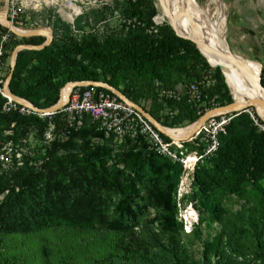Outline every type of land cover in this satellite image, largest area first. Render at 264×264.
Wrapping results in <instances>:
<instances>
[{
  "label": "rangeland",
  "instance_id": "374dc122",
  "mask_svg": "<svg viewBox=\"0 0 264 264\" xmlns=\"http://www.w3.org/2000/svg\"><path fill=\"white\" fill-rule=\"evenodd\" d=\"M194 1L195 4L188 5L187 0H182L181 12L186 18L187 26L200 34L199 36H204L207 18L210 22L214 21L216 11L214 22L219 25L228 50L245 58V61L260 64V79L264 87V65H262L264 48L248 39L246 41L242 30L228 22L229 14H231L228 0H220L221 5L218 3L217 6L212 0ZM152 5V9L142 11L141 19L138 21L120 14V10L125 8L120 0H0V18L5 21V23L0 22V35L13 36L10 37L6 58L0 65V77L12 74L14 66L10 67V57L14 49L18 48L17 52L26 50L21 49L22 46H36L47 38L46 35H40L27 40L29 37L17 36L8 29L10 28L16 32L45 30L51 36L50 44L53 43V46L48 49L46 55L56 61V76L67 71L82 77L83 72L89 71L98 79H109L105 70L98 67L96 62L99 53L108 52L119 60L118 64L121 67L125 68L122 69L123 78L118 79L115 84L124 93L132 91L134 94H143L149 91L151 79L138 77L126 70L138 63V59H141L144 65L159 67V79L166 84L176 81L192 82L196 79L206 84L218 71L224 78L221 69L210 62L208 64L194 43L176 35L178 33L171 25L169 16L163 13L162 0H152ZM70 6L77 9V14L73 16L72 21L66 19V15L70 13ZM63 29L67 30L66 38L60 35ZM19 41H29L34 45L18 44ZM192 47L197 51V56L192 54ZM254 47L257 50L256 53H254ZM33 72V66H28L19 69L15 75L19 79L29 80L30 77L27 76H31ZM34 73L39 74L36 71ZM43 75H48V72L44 70ZM54 81L53 79L52 83ZM17 86L22 87V82L17 81ZM226 89L228 101L220 99L224 105L232 101L240 106L248 103V98H236L230 92L228 85ZM29 91L32 92V90ZM29 100L35 104L41 103V100L33 96H30ZM241 113L246 115L253 131L240 130V127H244L246 119H234L238 113L232 112L227 115L232 120L224 137L235 128L240 132L234 136L233 152L234 158L241 161L238 168L242 177L241 186L246 188L252 186L255 190H247L240 194L208 191L204 193L200 192L193 183L197 175V182L206 184L205 181L212 180L211 177L219 168L228 165L227 156L224 155L226 138L222 139L221 148L216 153L215 151L209 154L205 152L200 156L197 165L191 169H185L177 159L181 155L197 156V147L205 148L207 143L204 133H199L189 143L184 142L174 146L177 157L175 160L169 159L168 162L174 174L178 171L173 199L175 218L180 225V230L175 237L184 246L192 264H214L216 246L218 253L223 252L221 256L224 264H228V247L230 246L225 238L219 240L221 228L228 234L232 233L239 237V234L234 232L239 226V218L252 207L256 197L264 200V121L258 116L254 107H249ZM154 115L156 116L157 113ZM48 122L49 119L45 117L36 124L32 121L17 122L15 125L8 124L4 129L7 130L6 133L12 135L9 137L11 142L19 144L17 156L20 158L11 159L6 165L0 164V175L10 179L9 185H14V187L7 186L5 189L0 187V204L6 197L14 196L17 190H21L20 186H23L24 194L36 192L40 187L42 181L39 174L44 172V165L47 162L41 157V149L45 131L49 129ZM193 122L178 126L185 128ZM55 124L57 126V122ZM86 141L92 145L99 142L94 137L78 136L63 142L62 145L54 146L52 142L47 152L50 151L57 156L80 155L86 151ZM1 143L3 142L0 136ZM110 146L112 154L119 152L115 142H111ZM78 167L79 165L68 164L65 172L59 171V174L64 176L65 180H68L72 174L82 179L84 174ZM251 170L254 171L253 177L249 175ZM28 173L30 175L26 176ZM129 178V171H125L123 179ZM92 193L94 194L95 191ZM117 197V191L114 189L108 203L109 211H111V202ZM211 202L222 211L220 219L223 227L209 221ZM155 214L154 209H147L134 230L138 238L146 243L147 259L152 264H167V254L153 239L154 233H158V227L153 218ZM3 220L4 224H0V264H110L109 261L119 259L118 235L101 226L80 230L53 225L25 234L12 231L7 227L8 218ZM230 257H233V254H230ZM121 263L138 264L136 261L131 263L126 260Z\"/></svg>",
  "mask_w": 264,
  "mask_h": 264
},
{
  "label": "trees",
  "instance_id": "16d2710c",
  "mask_svg": "<svg viewBox=\"0 0 264 264\" xmlns=\"http://www.w3.org/2000/svg\"><path fill=\"white\" fill-rule=\"evenodd\" d=\"M120 3L125 6L123 10H120V14L138 21L141 19L142 11L153 7L152 0H120ZM66 34L67 30L63 29L60 35L66 38ZM10 37L13 36L7 34V39L0 43V65L6 58ZM29 39L31 37L27 40ZM18 44L34 45L29 41H19ZM52 46L53 43L38 51L21 50L17 52L13 72L8 83V90L12 95L27 100L38 109H46L54 105L58 99L59 89L67 82H101L118 90L134 103L151 100V108L148 112L159 121L158 115H154L157 113V105H155L152 95L154 83H158L164 88H173L177 84L186 85L190 83L184 81L163 83L159 79V67L144 65L143 61L138 59V63L132 66L131 69L126 70L138 77L151 79L149 91L143 94H134L132 91L124 93L115 84L118 79L123 78L122 69L125 68L121 67L118 64L119 60L108 52L99 53L96 62L98 67L105 70L110 80L98 79L94 73L89 71L83 72L84 76L82 77L67 71L56 76V61L46 55V52ZM192 54L195 56L198 54L193 47ZM262 65H264V59ZM28 66H33L34 72H39V74L36 75L33 72L31 76H27L30 77L29 80L27 78L19 79L15 75L17 71ZM44 70L48 72V75H43ZM4 77L0 78L3 79ZM53 79L55 81L52 83ZM211 80L213 85L207 90L206 94L214 97L218 106L224 105L220 99L228 101L229 98L227 96V85L222 74L218 71ZM17 81L22 82V87L17 86ZM29 90H32V92ZM30 96L41 100V103H33L29 100ZM2 102L3 99L0 97V108ZM178 107L179 114L174 118L172 124L180 125L196 120V116L185 103H180ZM240 118L246 119V115L240 113L234 117V119ZM50 119L54 124L57 122V116H51ZM231 120L224 127V133L217 135L218 146L215 150L216 153L221 148L222 139L225 140L226 138V153L224 155L227 156L228 165L230 166L225 165L219 168L211 177L212 180L205 177L208 179V181H205L206 184L197 182L196 175L193 183L200 192L240 194L245 193L247 190H255L252 186L249 188L241 186L242 177L238 171L241 161L234 158L233 152L234 136L240 132L235 128L230 130L228 136L224 137ZM26 121H32L36 124L40 120L33 116L23 117L14 113L3 115L0 112L1 138L2 132L8 124L13 123L15 125L17 122ZM244 122V127L239 129L245 132L253 131L250 121L246 119ZM161 124L166 123L161 121ZM78 136H90L94 139L102 137L94 130L93 125L85 123L79 130L70 131L65 141ZM5 140L2 138V142ZM65 141H54L52 144L54 146L55 144L62 145ZM111 142L112 138L102 139L100 144L97 142L95 145L88 144V141H86V151L80 155L65 154L57 156L55 153L46 150L47 162L44 165V172L39 174L40 181H42L40 187L36 192L24 194L23 186H20L21 190H17L14 196L6 197L0 204V224H4L3 219L8 218L7 227L17 233L25 234L37 232L53 225L80 230L101 226L103 229L118 235L119 259L115 258L113 261H109L110 264H122L121 261L123 260L131 263L136 261L138 264H152L147 259L145 241L139 239L134 230L139 225L146 210L151 208L156 211L153 218L158 227V233H154L153 239L167 254V264H192L184 246L175 237L180 230V225L175 218L176 211L173 199L178 171L174 174L172 166L168 163L169 159L147 149L138 140L126 141L124 149L121 151L119 147L120 152L114 154H112ZM193 143L195 144L194 141ZM202 148L197 147L196 153L199 154ZM187 157L193 159L195 156L187 155ZM68 164L71 166L79 165L78 168L82 169L84 177L82 176V179H80L72 174L68 180L63 179L64 176L60 175L59 171L64 173ZM125 171H129L130 175L127 180L123 179ZM29 175L30 173L26 174V176ZM249 175L253 177L254 171H249ZM4 176L0 175V187L2 189L7 186L14 187V185H9L10 179ZM16 188L18 189V187ZM114 189L117 191L118 197L111 202V211H109L110 205L108 203ZM93 191H95L94 194ZM221 212V209L211 202L209 221L218 223L223 227L220 219ZM239 221V226L234 230L235 233L239 234V237L232 233L228 234L222 228L220 231L221 237L219 240L225 238L230 246L228 247V264H264V200L256 197L252 207L239 218ZM214 253L216 258L214 264H224L221 256L223 252L218 253L217 246ZM230 254H233V257H230Z\"/></svg>",
  "mask_w": 264,
  "mask_h": 264
},
{
  "label": "built area",
  "instance_id": "2783aa9c",
  "mask_svg": "<svg viewBox=\"0 0 264 264\" xmlns=\"http://www.w3.org/2000/svg\"><path fill=\"white\" fill-rule=\"evenodd\" d=\"M13 14H15L14 11ZM6 39L7 35H2L0 43ZM6 79L7 77L0 78V97L3 99L0 108L1 114L14 113L23 117L33 116L39 120L45 117L49 119V129L45 131L44 144L41 149V157L45 160L47 159L46 150L52 142L66 140L70 131L79 130L85 123L93 125L94 130L101 134L102 137L96 139L99 144L102 139L112 138V142H115L116 146L120 147L122 151L126 141L138 140L147 149L154 151L159 156L175 160L177 155L173 148L183 143L173 140L168 132L182 129L178 125L172 124L174 118L179 114L178 105L185 103L192 110L196 116L193 124L197 123L205 113L218 107L214 97L206 94L207 90L213 85L212 80L204 84L203 81L196 79L186 85L177 84L173 88H164L160 84L154 83L152 95L153 101L157 105L159 121L154 119L148 112L151 108V100L134 103L124 96L129 104L112 91L110 89L112 87L104 83L79 81L65 83L59 89L56 101V103H61L60 108L45 114L42 109L34 107L27 100L12 95L8 90V86L7 88L4 87ZM64 89H66V92L64 97L61 98ZM132 105L140 108L141 112L134 109ZM228 113L231 112L207 116L204 120L208 123V128L203 130L200 126L196 135L189 137L188 141L185 142H191L199 133L206 134L207 143L205 148H202L200 154L197 155L198 159L205 152L209 154L216 150L218 146L217 135L224 133V127L230 120L227 117ZM144 114L154 119L160 128L155 127L154 123L147 119ZM51 116H57V126L50 119ZM161 121L166 124L162 125ZM6 131L4 130L2 133V138L6 140L0 144L1 165L8 164L11 159L18 160L20 158L17 156L19 154V144H13L11 138H9L12 135L6 133ZM118 151L120 152V150ZM177 160L183 164L182 155Z\"/></svg>",
  "mask_w": 264,
  "mask_h": 264
},
{
  "label": "bare ground",
  "instance_id": "6f19581e",
  "mask_svg": "<svg viewBox=\"0 0 264 264\" xmlns=\"http://www.w3.org/2000/svg\"><path fill=\"white\" fill-rule=\"evenodd\" d=\"M212 1L214 2L213 4L217 6L220 0ZM187 3L188 5H193L195 4V1L187 0ZM219 5H221V3H219ZM181 6L182 0H162L163 13L169 16L170 23L178 33L177 35L194 40L195 42L193 43L200 54L205 57L207 63L210 62L221 69L225 78L224 82L226 85H228L230 92L236 96V98H248V103L250 102L253 105L258 116L264 121V96L260 93L256 86L260 67L253 62H248L244 59L240 60V65H236V63L228 59V48L223 40L222 33L219 30V25L214 22L216 19V11L214 21L210 22L207 18L206 32L204 33L205 35L199 36L200 34L192 31L187 26L185 17L181 12ZM75 14H77V9L70 6V13L66 15V19L72 21ZM0 22L5 23L4 19L1 18ZM10 30L17 34L26 33L24 31L16 32L13 29ZM40 33L43 36L46 35V37L49 35L45 30H40ZM202 45L215 51L217 54L213 55L209 53L202 47ZM65 92L66 89L62 91L61 98L64 97ZM232 102L238 107H242L238 103L234 101ZM46 113L47 112H45V114ZM198 126H201V129L204 130L208 128V123L203 120L200 124L194 123L174 132H168V135L171 136L173 140L182 143L183 141L188 140L189 137L196 135ZM186 129L188 130L183 132ZM198 160L199 159L197 156H195L193 159H189L187 155H183L184 168H193L194 164H197Z\"/></svg>",
  "mask_w": 264,
  "mask_h": 264
},
{
  "label": "water",
  "instance_id": "95a60500",
  "mask_svg": "<svg viewBox=\"0 0 264 264\" xmlns=\"http://www.w3.org/2000/svg\"><path fill=\"white\" fill-rule=\"evenodd\" d=\"M9 29V28H8ZM10 30V29H9ZM14 34H16L17 36H20V37H33V36H40L41 33H40V30H34V31H30V32H26V33H22V34H17L15 32H13ZM176 34V33H175ZM177 35V34H176ZM178 36V35H177ZM182 39H185L187 41H190V42H195L194 40L192 39H189V38H184L182 36H178ZM50 41H51V36L48 35L46 40L39 44V45H36V46H22L21 49H26V50H41L43 49L44 47L48 46L50 44ZM196 47V46H195ZM202 47L207 50L209 53L213 54V55H216L217 53L205 46L202 45ZM197 49V48H196ZM19 49H14L13 50V54L11 55L10 57V67L13 68L14 66V59H15V54L16 52L18 51ZM227 57L229 60H231L232 62L236 63V65H240V60L242 59H245L243 57H241L240 55L236 54V53H232L230 52L229 50L227 51ZM256 63V62H255ZM258 64V63H256ZM258 66L260 67V64H258ZM10 77H11V73H9V75L7 76V79L5 81V84H4V87L7 88L8 86V82L10 80ZM256 86L258 88V90L260 91V93L264 96V87L261 83V79H260V71H259V74H258V77H257V81H256ZM112 91H114L116 94H118L119 96H121V98L126 102V103H129L124 96H122L118 91L110 88ZM130 104V103H129ZM61 106V103L60 102H57L54 106L50 107V108H46V109H42L44 112H54L56 110H58ZM132 107L138 111L141 112V109L138 108L137 106H134L132 105ZM249 107H253V105L249 102L247 103L246 105L242 106V107H238L237 105H235V103L231 102L229 104H226V105H221V106H218L217 108L215 109H212L210 111H208L207 113H205L197 122V124H200L207 116L209 115H212V114H216V113H223V112H235V113H241L243 111H245L247 108ZM238 108V109H237ZM144 116L149 119L150 121H152V123H154L155 127L157 128H160V126L155 122L154 119H152L149 115L147 114H144ZM199 129V126L197 128V131Z\"/></svg>",
  "mask_w": 264,
  "mask_h": 264
},
{
  "label": "flooded vegetation",
  "instance_id": "af4514ba",
  "mask_svg": "<svg viewBox=\"0 0 264 264\" xmlns=\"http://www.w3.org/2000/svg\"><path fill=\"white\" fill-rule=\"evenodd\" d=\"M228 3L233 13L236 8L243 10L242 33L246 41L248 39L264 48V0H228Z\"/></svg>",
  "mask_w": 264,
  "mask_h": 264
},
{
  "label": "crops",
  "instance_id": "0c3cea01",
  "mask_svg": "<svg viewBox=\"0 0 264 264\" xmlns=\"http://www.w3.org/2000/svg\"><path fill=\"white\" fill-rule=\"evenodd\" d=\"M234 13L231 11V14H229V23L231 25H235L239 30H242V18H243V10L241 8L234 9Z\"/></svg>",
  "mask_w": 264,
  "mask_h": 264
}]
</instances>
